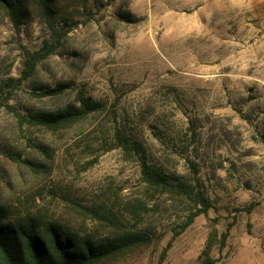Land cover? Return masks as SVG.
Returning a JSON list of instances; mask_svg holds the SVG:
<instances>
[{"label": "rangeland", "instance_id": "1", "mask_svg": "<svg viewBox=\"0 0 264 264\" xmlns=\"http://www.w3.org/2000/svg\"><path fill=\"white\" fill-rule=\"evenodd\" d=\"M184 2L54 0L48 19L28 4L17 30L0 13V207L144 239L94 264H264V0ZM86 98L105 109L68 128L17 115Z\"/></svg>", "mask_w": 264, "mask_h": 264}, {"label": "trees", "instance_id": "2", "mask_svg": "<svg viewBox=\"0 0 264 264\" xmlns=\"http://www.w3.org/2000/svg\"><path fill=\"white\" fill-rule=\"evenodd\" d=\"M85 3L87 0H81ZM54 0H0V13L8 16L17 30L22 18L28 14L29 5L40 10L47 19L52 16ZM29 4V5H28ZM58 40H55L57 44ZM55 43L44 41L39 50L25 51L24 68L20 78L11 81L17 83L31 76L37 63L54 51ZM62 91L61 86L49 88L44 94H57ZM104 101L91 98L81 99L78 104H69L53 112H41L30 115L29 118L17 114L20 121L30 125H39L48 130H58L76 125L89 114L104 110ZM114 138L117 145L124 151L130 152L133 146L127 136H122L116 130ZM14 161H19L34 172L45 169L42 164L23 160L16 153L9 154ZM142 174L144 179L152 184H158V175L147 170L143 163ZM166 185V183H164ZM254 204L250 205L253 207ZM248 208V209H249ZM203 208L193 213L205 212ZM144 239L138 234H125L114 237L94 239L65 229L54 220L43 219L32 211L15 212L0 207V264H94L107 258L123 253L129 246L137 244ZM206 261V260H205ZM205 264H208L205 262Z\"/></svg>", "mask_w": 264, "mask_h": 264}, {"label": "crops", "instance_id": "3", "mask_svg": "<svg viewBox=\"0 0 264 264\" xmlns=\"http://www.w3.org/2000/svg\"><path fill=\"white\" fill-rule=\"evenodd\" d=\"M213 1L214 0H183L184 3L191 2L192 4H194V6H197V7H203V6L209 5L210 4L209 2H213Z\"/></svg>", "mask_w": 264, "mask_h": 264}]
</instances>
